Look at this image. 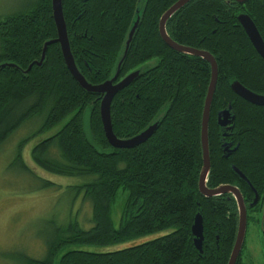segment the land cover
I'll return each mask as SVG.
<instances>
[{
  "label": "trees",
  "instance_id": "16d2710c",
  "mask_svg": "<svg viewBox=\"0 0 264 264\" xmlns=\"http://www.w3.org/2000/svg\"><path fill=\"white\" fill-rule=\"evenodd\" d=\"M177 1H62L76 66L92 84L116 74L140 17L116 82L135 70L140 74L115 95L111 119L114 134L124 140L156 122L158 127L131 148L108 142L100 116L102 95L75 80L60 43L49 45L38 64L45 43L58 37L52 0H35L29 9L0 19V150L27 122L42 118L36 134L56 131L33 147L34 163L47 173L81 178L68 188L92 205V227L75 220L49 221L44 257L19 253L21 264H228L239 226L236 199L231 193L205 197L199 190L211 65L174 50L159 31L161 17ZM241 13L252 18L264 39V0H190L169 18L167 33L181 45L210 52L217 61L207 186H236L246 204L253 196L246 179L258 191L264 181V106L245 100L231 84L238 81L264 94V58L239 23ZM154 59V67L146 64ZM227 109L234 120L224 130L218 117ZM33 136L18 144L14 160L22 172L36 176L22 154ZM226 142L238 147L228 157ZM40 179L47 186H62ZM118 197L124 203L116 226L112 207ZM197 214L203 217V252L192 233ZM157 233L162 234L119 248ZM237 264H243L242 253Z\"/></svg>",
  "mask_w": 264,
  "mask_h": 264
},
{
  "label": "rangeland",
  "instance_id": "374dc122",
  "mask_svg": "<svg viewBox=\"0 0 264 264\" xmlns=\"http://www.w3.org/2000/svg\"><path fill=\"white\" fill-rule=\"evenodd\" d=\"M34 2L35 0H0V19L25 11ZM155 62L156 59L146 64L149 66ZM41 122L42 118L27 122L0 150V264H21L19 253L23 252L38 259L44 257V239L51 230V220L56 224L75 220L86 229L93 226L91 203L83 199V194L75 196V191L68 188L83 180L47 173L34 163L31 157L33 147L56 131L36 134ZM30 136L33 137L26 143L22 154L36 176L22 172L20 163L14 160L18 144ZM39 177L62 186L58 188L44 185ZM123 203L122 197H118L112 207V219L116 226L120 223ZM261 223L255 220L248 222L246 245L242 251L243 264H264V231ZM161 234H152L120 245L119 248L151 240Z\"/></svg>",
  "mask_w": 264,
  "mask_h": 264
},
{
  "label": "water",
  "instance_id": "95a60500",
  "mask_svg": "<svg viewBox=\"0 0 264 264\" xmlns=\"http://www.w3.org/2000/svg\"><path fill=\"white\" fill-rule=\"evenodd\" d=\"M62 1L63 0H52V9H53L54 20L57 27L58 37L54 40H50L45 43L42 57L41 60L38 62V64L41 65L42 62L44 61L47 48L49 45L55 42L60 43L65 63L69 71L75 78V80L80 84L82 88H84L88 92L102 95V100L100 104V116L103 124L104 133L108 142L114 148H131L145 142L157 129L158 122L150 125L146 130H144L137 136L124 140L118 138L114 134L112 119H111V104L115 95L119 91L130 85L140 74V70H135L131 72L129 75H127L125 78H123L122 80L116 82L117 77L120 73L122 61L128 54L130 44L133 40V36L140 22V17L137 18V20L135 21L134 25L132 26L129 32L128 40L126 42L125 54L123 59L120 61L118 65V70L116 74L111 79L101 84H92L87 81V79L84 77V75L79 71V69L76 66L75 59L71 51L67 25L63 13ZM188 1L190 0H178L173 6H171L161 17L159 22V29L163 40L166 42L168 46L184 54L199 56L204 60H206L207 62H209L211 65V79L206 94L204 110L202 114L201 143H202V151H203V167L199 177V190L201 194L204 195L205 197H214L226 193H231L236 199L238 205V211H239V226H238L236 242L234 244L228 264H237L238 258L241 254L244 245V241L246 238V231H247V206L245 204L244 197L240 189L233 185H229V184L221 185L216 188H209L207 186V179L211 168L210 151H209V121H210L212 101L218 81L217 61L215 57L208 51L184 46L175 42L170 38V36L167 34L166 31L167 20L176 11H178L181 7H183ZM235 1L239 3H245L248 0H235ZM238 21L244 28L246 34L248 35L249 39L251 40L258 54L262 58H264V39L261 36L252 18L248 14L241 13L240 15H238ZM2 66H5V64H2ZM31 67L32 65L29 66L28 70ZM231 87L235 93H237L245 100L255 105L264 106V94H257L253 92L247 89L238 81H234L231 84ZM233 120L234 117L233 116L231 117V113L229 109L222 111L218 117V122L222 126H227L228 124L232 123ZM234 169L238 174H240L241 177H243L244 179L246 178L245 175L238 168L234 167ZM192 233L194 236L195 246L200 252H203L204 225H203V217L201 216V214H197L195 217V221L192 226Z\"/></svg>",
  "mask_w": 264,
  "mask_h": 264
},
{
  "label": "flooded vegetation",
  "instance_id": "af4514ba",
  "mask_svg": "<svg viewBox=\"0 0 264 264\" xmlns=\"http://www.w3.org/2000/svg\"><path fill=\"white\" fill-rule=\"evenodd\" d=\"M159 31H160V29H159ZM166 31H167V22H166ZM154 65H156V62L150 66L154 67ZM223 129L224 130L228 129V125L226 127H223ZM226 134L224 133V137ZM232 145H233L232 142H226L223 144L224 151L228 152L226 154V157H228V155L232 154V152L238 148L237 146H232ZM246 182H247V185L249 186L250 192L253 193V196L249 197L248 201L246 203V205H247V226H248L249 220H255L258 222H262L261 224H262L263 231H264V184H263L264 181H262L261 189L259 191L257 189H255V187L251 184L249 179H246ZM222 185H228V184H222ZM248 208L250 209L249 212H248ZM246 235H247V231H246ZM245 241H246V238H245ZM245 241H244L243 247L246 245ZM242 250H243V248H242ZM241 253H242V251H241ZM240 256H241V254H240ZM240 256H239V258H240Z\"/></svg>",
  "mask_w": 264,
  "mask_h": 264
}]
</instances>
